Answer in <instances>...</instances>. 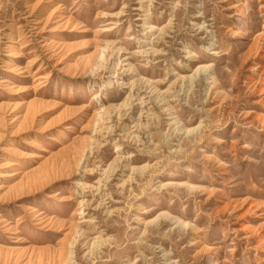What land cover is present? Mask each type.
<instances>
[{"label":"rangeland","instance_id":"obj_1","mask_svg":"<svg viewBox=\"0 0 264 264\" xmlns=\"http://www.w3.org/2000/svg\"><path fill=\"white\" fill-rule=\"evenodd\" d=\"M0 264H264V0H0Z\"/></svg>","mask_w":264,"mask_h":264},{"label":"bare ground","instance_id":"obj_2","mask_svg":"<svg viewBox=\"0 0 264 264\" xmlns=\"http://www.w3.org/2000/svg\"><path fill=\"white\" fill-rule=\"evenodd\" d=\"M146 29H147V31L149 32V33H151V32H153L154 31V28L152 27V26H149V27H146ZM157 32V31H156ZM147 51V50H146ZM145 53V52H144ZM200 70V68H196L192 73H191V75L190 76H188L187 78H191V80H192V77L193 76H195V74L198 72ZM174 76H175V80H174V82H177V83H179L180 84V82H182V80H184L185 79V77H181V76H179L178 74H173ZM194 79V78H193ZM189 82V81H188ZM181 85H182V83H181ZM134 86H136V87H139L140 88V90L141 91H143V92H147L148 90H149V88H150V84H149V82H147V81H145V80H142V79H140V80H137V81H132L130 84H129V88H130V90H129V94H131V92H132V90H131V88H134ZM151 89V88H150ZM151 91L149 90L148 91V93H150ZM153 92H151V94H152ZM159 95H160V93H159ZM165 95V94H164ZM131 96V95H130ZM160 96H162V95H160ZM132 97V96H131ZM130 97V98H131ZM163 97V96H162ZM144 98V97H143ZM136 99V98H135ZM129 100H131V101H133V99H129ZM140 100V99H139ZM142 100V99H141ZM164 102V101H163ZM124 104V103H123ZM146 104H147V102H146ZM145 101H142L141 103H138V105H140V107H139V109L138 110H140L139 111V116H142V114H143V112H142V110L145 108ZM164 106V105H163ZM122 107V106H121ZM123 107H124V105H123ZM104 110V109H103ZM146 114V113H145ZM146 116V115H145ZM171 120L173 121V124H175V121L173 120V118H171ZM137 125L136 124H134V126L133 127H136ZM184 134H187L188 132L186 131V132H183ZM103 171V170H102ZM105 174V173H104ZM103 177V176H102ZM95 190V189H94ZM81 203V202H80ZM82 204V203H81ZM175 224L177 225V224H179V222H175ZM95 238V237H94ZM87 239V238H86ZM87 242V241H86ZM87 243H89V245H90V247L92 248L93 246H94V244H96V243H98V241H97V238L96 239H93L92 238V240L90 239V240H88V242Z\"/></svg>","mask_w":264,"mask_h":264}]
</instances>
